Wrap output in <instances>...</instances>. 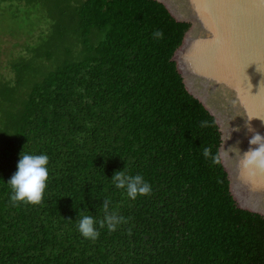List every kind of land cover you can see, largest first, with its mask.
Wrapping results in <instances>:
<instances>
[{
  "label": "trees",
  "instance_id": "1",
  "mask_svg": "<svg viewBox=\"0 0 264 264\" xmlns=\"http://www.w3.org/2000/svg\"><path fill=\"white\" fill-rule=\"evenodd\" d=\"M32 2L15 13L43 26L0 79V264H264V215L237 205L219 126L173 58L191 23L159 0ZM20 153L49 157L39 205L10 201ZM122 170L152 193L128 198L111 180ZM233 175L240 204L264 210ZM105 198L128 223L85 239L78 222L103 219Z\"/></svg>",
  "mask_w": 264,
  "mask_h": 264
},
{
  "label": "water",
  "instance_id": "2",
  "mask_svg": "<svg viewBox=\"0 0 264 264\" xmlns=\"http://www.w3.org/2000/svg\"><path fill=\"white\" fill-rule=\"evenodd\" d=\"M159 1L167 6L176 20L191 23L173 58L177 61L187 90L203 103L219 126V154L237 205L264 215V210L240 204L233 189V173L247 197L261 195L264 174L250 176L241 171L239 153L243 155L247 151V144L241 145L239 153L234 150L238 146L234 136L226 123L224 131L218 121L221 118L219 111H223L227 119V112H232L244 135L253 134L245 126L248 123L255 132L264 136V0H182L186 5L184 13L180 12L183 13L181 16H177L163 0ZM194 15L202 21L200 32L194 34L184 49L186 38L193 30L191 19ZM192 78L197 80L200 91L208 94L207 99H201L190 88ZM231 99L239 105L242 114L235 111ZM252 117L258 118L249 121L248 118ZM259 200L264 204L263 198Z\"/></svg>",
  "mask_w": 264,
  "mask_h": 264
},
{
  "label": "clouds",
  "instance_id": "3",
  "mask_svg": "<svg viewBox=\"0 0 264 264\" xmlns=\"http://www.w3.org/2000/svg\"><path fill=\"white\" fill-rule=\"evenodd\" d=\"M163 31L160 29L155 30L152 36L156 40L163 39ZM253 118H248L250 121ZM260 119V118H259ZM264 122V120H262ZM201 127L210 126L207 121L201 122ZM249 132L253 135L249 139V149L241 155L239 153V168L242 172L247 173L250 176L257 174H264V136L255 132L250 124L245 125ZM233 131H239V129H233ZM255 145V148L251 146ZM228 154V151H224ZM203 157L206 160H210L212 164H219V154H213L211 147H204L202 152ZM49 163V157L45 154L32 155L20 153V158L17 163V171L11 176L7 184L11 188L10 201L15 206L21 202L39 205L44 199L45 189L47 187V181L49 179V170L47 165ZM117 189H124L127 197L135 200L138 196H149L152 193V186L145 181L141 174L129 175L124 170L116 171L111 179ZM111 201L107 198L103 201V219L97 221L94 217L84 215L78 222V231L80 234L88 240L95 241L98 239L100 233L99 228L105 226L109 231H116L118 227L127 224L128 218L119 215L116 211H113L110 207ZM130 231V230H129Z\"/></svg>",
  "mask_w": 264,
  "mask_h": 264
},
{
  "label": "rangeland",
  "instance_id": "4",
  "mask_svg": "<svg viewBox=\"0 0 264 264\" xmlns=\"http://www.w3.org/2000/svg\"><path fill=\"white\" fill-rule=\"evenodd\" d=\"M32 1L33 0H0V79L8 80L12 78L13 72L11 70V67L9 66V60L20 54H26V47H28L29 44L32 43V40L39 34V30L43 26L42 22H39V25L36 26V19L40 17L39 14L35 15L34 13L24 15L22 12H19L17 14L15 13V10L18 8L19 11L20 7L25 8L24 11L26 13H28L29 11L32 12L34 9V5L31 4ZM43 1V4H45L46 0ZM163 1L169 6L172 5V7H175L174 2L172 0ZM176 1L181 6V9L178 10H184L186 4L182 0ZM21 3L22 6L19 5ZM38 7L39 6L37 5L36 9H38ZM44 12L38 13L43 15L45 14ZM15 15H17V17L15 19L12 18V16ZM31 23H33V28H30ZM196 81V79H191L193 86L200 90L199 84H197ZM204 94L208 97V94ZM232 104L234 106L235 111L239 112L238 106L235 105L236 103L232 102ZM219 112V114H221V116L227 120L226 126L230 133L234 136L235 143H237L236 145H238L235 148L240 151L241 145L243 146L245 142L247 145L249 144L248 141L250 139V134H243V130L238 125L237 120L232 117V112H227L229 116L228 119L227 116L223 113V111ZM237 128L239 129V131H233V129ZM244 136L246 137L245 140ZM235 148L234 150H236ZM239 188V190H242L240 184Z\"/></svg>",
  "mask_w": 264,
  "mask_h": 264
},
{
  "label": "bare ground",
  "instance_id": "5",
  "mask_svg": "<svg viewBox=\"0 0 264 264\" xmlns=\"http://www.w3.org/2000/svg\"><path fill=\"white\" fill-rule=\"evenodd\" d=\"M176 1V0H175ZM176 3L178 4V6H179V8L181 9V6L179 5V3L176 1ZM182 12L184 13V10H182ZM192 17H195V18H197L198 20H199V25L202 23V21H201V19L200 18H198L196 15H194V16H192ZM199 26H198V33H199ZM191 81V80H190ZM191 84H192V82H191ZM192 86H193V84H192ZM194 87V86H193ZM194 89L203 97V99H207V96L203 93V92H201L198 88H196V87H194ZM230 94V96H232V94L231 93H229ZM231 101L232 102H234L235 103V101H233L232 99H231ZM236 106H238V109H239V112L242 114V111H241V109H240V107H239V105L236 103L235 104ZM220 117H221V119L224 121V122H226L225 120V118H223L222 116H221V114H220ZM252 135L253 134H251L250 135V139H251V137H252ZM249 147H250V145L248 144L247 145V150L249 149ZM252 147V146H251ZM256 147V146H255ZM233 164H231V166H232ZM233 170H234V166H233ZM236 175V174H235ZM238 180V179H237ZM238 184H239V182H238ZM240 185H241V183H240ZM240 189V188H239ZM241 189H242V187H241ZM243 190V189H242ZM242 190H240V192L243 194V192H242ZM261 192H263L264 193V190L263 191H261ZM243 195H245V194H243ZM264 195V194H263ZM246 196V195H245ZM251 198H253L254 200H256V201H259L260 202V200H259V198H263L264 199V196L263 197H261L260 195H255V196H252Z\"/></svg>",
  "mask_w": 264,
  "mask_h": 264
}]
</instances>
